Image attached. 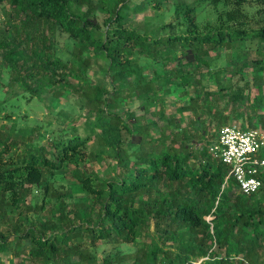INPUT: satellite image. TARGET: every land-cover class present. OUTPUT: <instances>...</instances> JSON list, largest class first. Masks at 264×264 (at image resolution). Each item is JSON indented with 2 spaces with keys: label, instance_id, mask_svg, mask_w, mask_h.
Here are the masks:
<instances>
[{
  "label": "trees",
  "instance_id": "1",
  "mask_svg": "<svg viewBox=\"0 0 264 264\" xmlns=\"http://www.w3.org/2000/svg\"><path fill=\"white\" fill-rule=\"evenodd\" d=\"M170 1L0 0L9 7L0 24V71L24 70L30 92L47 85L58 97L69 87L85 102L81 131L61 129L50 150L16 153L13 140L0 137V217L32 185L62 203L71 198L70 217L61 213L36 235L31 227L16 235L29 239L32 264H264V171L256 191L239 194L207 150L220 127L244 112L246 124L237 125L264 132V0H172L170 20L150 29L134 21L145 10L163 13ZM60 34L72 41L66 60L53 52ZM91 63L104 77L90 82ZM169 86L186 97L166 114L159 93ZM124 98L139 101L140 112L118 113ZM96 129L112 132L111 177L75 170L76 198L48 188L46 170L86 150ZM78 229L92 244H135L134 251L96 261L77 244L65 246ZM6 263L23 264L0 256Z\"/></svg>",
  "mask_w": 264,
  "mask_h": 264
},
{
  "label": "rangeland",
  "instance_id": "2",
  "mask_svg": "<svg viewBox=\"0 0 264 264\" xmlns=\"http://www.w3.org/2000/svg\"><path fill=\"white\" fill-rule=\"evenodd\" d=\"M171 1L163 8V13L159 14L160 12L154 13L151 10H145L143 13L136 14L133 17L134 21L138 24L148 22L146 28L150 29L163 21L170 20ZM186 1L189 2L190 0ZM4 9L9 11L7 5H0L1 26H6L5 23H7L6 15L3 13ZM246 46L250 47L253 51L255 49V44L253 43H247ZM71 47L72 41L66 38L64 34H60L57 36L53 52L62 60H66ZM222 51L229 52L230 49L226 48L222 49ZM145 64L147 65L144 67V71L147 73L150 65L148 63ZM98 68V64H90L86 71L90 82L93 76L104 77L98 71ZM26 77L27 75L22 69L11 70L4 67L0 71V137H6L7 140L12 139L16 144V153L32 150L33 147L50 150L51 144L63 135L61 129L76 126L81 131V125L84 123V114L86 112L84 110L85 102L83 98L79 97L69 87L65 88L58 97L51 95L50 88L47 85L40 93L30 92L24 88L21 82V79L30 81ZM68 80L71 83L75 82L71 78H68ZM206 86L208 89H215L212 81L208 80ZM161 90L159 94L164 104L163 111L166 114L172 113L176 105L175 103L182 102L183 97H186L184 92L178 87L169 86ZM262 91L264 93V84L262 85ZM253 93H255V90L251 88L249 96L251 97ZM117 109L118 113L124 115L129 111L139 113L141 108L139 101L124 98L118 102ZM261 111L264 113V109ZM185 115L188 117L189 113ZM246 117L247 113L244 112L241 118H231V123L245 125ZM151 132L154 135L156 134L154 129H151ZM96 133L104 137L103 141L96 136ZM111 133L101 129H96L94 133L89 132V146L86 150L75 156L72 160L65 162L58 169L54 171L46 170L47 180H45V183L48 188L53 187L59 193L62 191L69 192L76 198L80 189L73 177L75 170H84L91 177L96 176L101 179L111 177L115 168L113 141L111 140L112 136H109ZM43 191V185H32L28 187V190L18 203L13 206H6L7 215L0 217V231H4L6 235L5 252H0L2 258L5 259L6 257L7 259L11 258L12 261L21 260L23 264H32L31 259L26 257V249L30 247L29 239L17 237L16 235L25 232L28 227L33 228L34 235H36L40 229L46 228L44 227V223L48 224L51 221H56L61 216V213L66 214V217H70L67 210L70 207L68 201L71 198H66L65 203H62L57 198L50 197L47 194L44 195ZM64 228L66 227L62 225L57 231L61 232ZM44 233L51 237V234L47 233V230ZM76 244L80 246L79 248L85 249V251L95 255L96 261L101 260L106 254L109 255L110 259L114 255L132 253L135 247V244L122 243L114 245L98 239L92 244L88 232L81 229H78L77 234L72 235L67 240L65 246L68 247L69 245ZM69 259L70 261H74L76 256L71 254ZM198 263L199 260L195 262V264ZM113 264H128V261L124 260L121 263Z\"/></svg>",
  "mask_w": 264,
  "mask_h": 264
},
{
  "label": "built area",
  "instance_id": "3",
  "mask_svg": "<svg viewBox=\"0 0 264 264\" xmlns=\"http://www.w3.org/2000/svg\"><path fill=\"white\" fill-rule=\"evenodd\" d=\"M207 150L227 167L223 182H227V177L232 178L239 194L247 195L260 187L258 174L264 171V132L226 124L220 127Z\"/></svg>",
  "mask_w": 264,
  "mask_h": 264
}]
</instances>
